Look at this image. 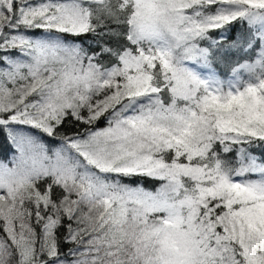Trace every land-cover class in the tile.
Masks as SVG:
<instances>
[{
    "label": "snow or ice",
    "instance_id": "1",
    "mask_svg": "<svg viewBox=\"0 0 264 264\" xmlns=\"http://www.w3.org/2000/svg\"><path fill=\"white\" fill-rule=\"evenodd\" d=\"M0 264H264V0H0Z\"/></svg>",
    "mask_w": 264,
    "mask_h": 264
}]
</instances>
